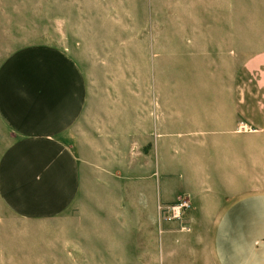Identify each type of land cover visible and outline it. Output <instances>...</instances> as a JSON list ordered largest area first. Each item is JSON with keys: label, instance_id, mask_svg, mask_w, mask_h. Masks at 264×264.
<instances>
[{"label": "rangeland", "instance_id": "rangeland-1", "mask_svg": "<svg viewBox=\"0 0 264 264\" xmlns=\"http://www.w3.org/2000/svg\"><path fill=\"white\" fill-rule=\"evenodd\" d=\"M36 45L60 48L79 63L88 77L93 119L107 109L120 114L116 155L122 163L128 159L129 106L139 131L149 109L162 104L158 123L167 125L170 137L162 159L171 173L151 176L143 169L132 178L142 188L168 183L177 198L190 200L192 189L208 187L212 196V188L232 183L264 193V0H0V65ZM221 101L243 124L235 132L203 133L214 130L204 126V105ZM189 125H203L194 142L178 135ZM135 138L144 139L139 133ZM139 148L143 163L154 155L149 144ZM109 154L106 179L112 180ZM112 192L95 189L100 204L94 199L82 207L79 200L52 219H22L0 204V264H113L112 249L128 246L126 232L145 230L146 221L136 226L123 203L109 205ZM165 229L163 221L156 227ZM98 230L109 237L102 241ZM135 245L134 264H141L144 254ZM185 256L181 264H189Z\"/></svg>", "mask_w": 264, "mask_h": 264}, {"label": "crops", "instance_id": "crops-1", "mask_svg": "<svg viewBox=\"0 0 264 264\" xmlns=\"http://www.w3.org/2000/svg\"><path fill=\"white\" fill-rule=\"evenodd\" d=\"M159 107L162 104L156 103L149 109L138 131L135 107L129 106L128 129L124 130L128 141L123 143L128 159L122 163L116 155L122 146L116 140L122 118L114 109L98 111L97 118H92L88 77L79 63L53 46H29L14 52L0 65V204L22 219H52L71 211L79 200L82 207L94 199L100 204L94 190L112 189L109 205L115 209L123 203L136 226L146 221L145 230L138 227L126 232L128 246L112 249L113 264H134L135 243L144 254L141 264H181L186 251L189 264H264V193H249L236 183L212 188V196H208V187L192 189L188 192L191 208L181 219L167 221L160 207L181 199L169 184L164 189L161 182L142 188L132 181L143 169L151 176L171 173L162 159L170 137L167 125L162 120L158 123ZM203 108L204 126L214 129L203 133L235 132L243 124L234 115L235 108L223 101ZM153 117L160 129L157 137L151 127ZM200 128L203 125H189L178 135L194 142L202 133ZM136 133L144 139L137 140ZM147 144L154 155L143 163L137 152ZM105 151L110 152L109 163L115 167L112 180L106 179L110 170ZM162 221L166 229L156 231ZM189 224L190 232L186 231ZM96 233L102 241L109 237L104 231Z\"/></svg>", "mask_w": 264, "mask_h": 264}, {"label": "built area", "instance_id": "built-area-1", "mask_svg": "<svg viewBox=\"0 0 264 264\" xmlns=\"http://www.w3.org/2000/svg\"><path fill=\"white\" fill-rule=\"evenodd\" d=\"M192 204L189 198H181L175 204L167 207H160L164 220L173 221L181 219L183 214L191 208Z\"/></svg>", "mask_w": 264, "mask_h": 264}]
</instances>
